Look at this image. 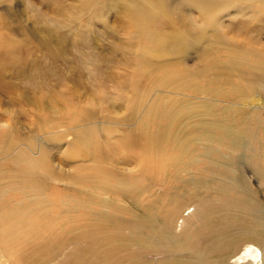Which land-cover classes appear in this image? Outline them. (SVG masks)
Instances as JSON below:
<instances>
[{"label": "bare ground", "instance_id": "1", "mask_svg": "<svg viewBox=\"0 0 264 264\" xmlns=\"http://www.w3.org/2000/svg\"><path fill=\"white\" fill-rule=\"evenodd\" d=\"M80 1L85 7L99 5L103 13L114 9L125 13L120 29L130 31L131 44L139 47L134 63L138 74L125 88L132 98H122L133 122L149 91L140 87L138 79L157 71V66L164 70L156 86L180 93L192 89L212 97L218 96L220 87L230 86L242 109L252 95L257 97L256 108L264 106V54L237 42L242 29L233 24L251 4L264 10V0H179L196 14L193 21L199 25L172 19L168 0ZM233 10L238 14H230ZM158 19L168 21L171 28L164 33L150 31L149 24ZM208 35L214 46L224 47L223 53L212 46L205 66L197 70L184 66L197 48L207 45ZM16 47L0 32V62ZM50 51L55 53L53 47ZM170 55L176 57L171 62L166 58ZM233 79H238L237 89L230 85ZM159 97L145 107L146 117L142 113L132 132L106 125L76 130L67 156L79 159L80 165L72 167L66 178L68 194L54 195L50 201L38 178H51L48 158L42 151L34 155L32 136L25 149L15 152L21 142L16 127L0 124V156H10L3 162L7 164H0V182L6 181V189L0 187V250L7 247V239L13 241L24 233L33 237L40 229L50 232V215L44 212L47 203L54 214L72 212L84 223L77 237L70 234V240L80 244L64 264H152L139 259L167 254L171 258H161L160 264H264V207L257 194L264 192L263 128L247 119L250 128L236 132L222 123V137L207 128L187 136L185 115L194 109L190 101L171 99L158 105ZM78 110L74 123L93 119L91 111ZM246 171L257 187L245 177ZM4 174L7 180L1 177ZM210 191L219 205L201 197Z\"/></svg>", "mask_w": 264, "mask_h": 264}, {"label": "rangeland", "instance_id": "2", "mask_svg": "<svg viewBox=\"0 0 264 264\" xmlns=\"http://www.w3.org/2000/svg\"><path fill=\"white\" fill-rule=\"evenodd\" d=\"M178 1L168 0L170 17L175 20L178 17L180 22L188 25L197 16L191 8L179 5ZM98 6L93 4L85 7L80 0H0V32L4 38L17 45L13 54L0 62V120L6 121H0V124H13L16 127V134L22 143L20 142L15 152L25 149L26 139L32 136L36 148L34 155L38 156L42 151L48 158L51 178L38 176L43 182L48 201L54 195L68 194L66 178L72 167L80 165L79 159L67 156L68 146L72 143L76 130L88 126L96 129L106 125L120 131L126 128L132 132L137 127L138 119L146 117L145 110L149 108L146 106L158 96L161 97L158 105L167 104L171 99L190 101L194 109L185 115L189 117L184 129L187 136H195L207 128L217 137H222V123L236 132L238 129L250 128L245 125L247 119L255 120L264 130V106L262 104L259 108L255 107L254 100L257 97H248L242 103L243 109H246L243 110L241 101L230 86L220 87L217 97H212L211 94L205 96L192 89L180 93L156 86L154 84L163 76L164 69L160 66L156 67L157 71L138 79L140 87L149 91L147 90L146 99L139 113L136 112L133 122L125 99L132 98L127 89L133 76L138 74L134 63L139 47L131 44L130 31L120 29L119 23L124 20L125 13L121 9L103 13ZM235 13L238 14V11L230 12L233 16ZM193 22L199 25L197 21ZM233 24L242 29V37H237V42L242 43L245 48L256 49L264 54V10L259 4H251ZM225 25L220 28L221 34ZM169 28V22L162 19L149 24V30L153 33H164ZM207 37V45L197 48L191 59L182 63L184 66L192 70L205 66L204 59L212 46L219 55L223 53L224 47L214 46L210 35ZM52 47L55 53L50 51ZM166 58L171 62L176 57L170 55ZM168 64L173 63L164 65ZM232 84L237 89L238 79H233L230 85ZM100 97L104 99L102 103L98 100ZM76 104L82 106L77 108L79 106ZM110 105H115L116 108H111ZM82 108L91 111L93 119L74 123L73 118L80 113L78 109ZM219 143H223V140H219ZM216 144H213L215 149ZM220 152L229 153L226 150ZM3 156L5 158L0 159L2 165L7 164L3 162L10 158L8 154ZM1 177L7 180L6 174ZM245 177L251 180L253 188L257 187L248 171L245 172ZM0 187L6 189V181H1ZM257 194L264 207V192ZM213 195L214 191H210L201 197H209L210 205L217 206L219 201ZM2 198L6 202L8 195ZM47 205L50 206L45 203L44 212L50 215V232L49 229H40V233L33 237L24 233L13 241L7 239V247H1L0 250V264L65 263V257L72 252L74 246L80 244V241L70 238L77 237L78 230L84 227V223L74 219L72 212L68 216H58ZM79 246L83 247L84 244ZM170 256L149 255L140 257L139 260L160 264L161 258L169 259Z\"/></svg>", "mask_w": 264, "mask_h": 264}]
</instances>
